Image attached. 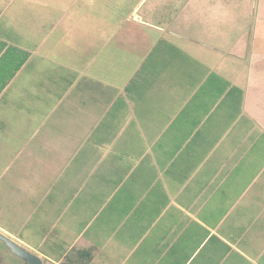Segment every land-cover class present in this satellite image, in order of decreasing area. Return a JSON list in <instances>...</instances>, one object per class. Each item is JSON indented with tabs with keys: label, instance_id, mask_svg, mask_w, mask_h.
<instances>
[{
	"label": "crops",
	"instance_id": "1",
	"mask_svg": "<svg viewBox=\"0 0 264 264\" xmlns=\"http://www.w3.org/2000/svg\"><path fill=\"white\" fill-rule=\"evenodd\" d=\"M58 3L0 0V230L44 264H264V71Z\"/></svg>",
	"mask_w": 264,
	"mask_h": 264
},
{
	"label": "rangeland",
	"instance_id": "2",
	"mask_svg": "<svg viewBox=\"0 0 264 264\" xmlns=\"http://www.w3.org/2000/svg\"><path fill=\"white\" fill-rule=\"evenodd\" d=\"M58 2L60 13L67 11L64 19L72 24L73 31L76 29L77 37L85 21L95 24L102 20L106 23L109 46L116 48V44L112 43L116 37L124 35L128 39L126 36L128 18L132 17V10L137 7L136 14L143 20L155 22L166 29L170 24L174 26L171 28L175 31L185 32L184 27H191L188 35H185L186 33L181 35L216 47L217 50L213 53L218 59L220 71H264V0H58ZM165 9L170 11L168 15H171V21H166L164 14L168 11L164 13ZM137 29L138 32L136 28L133 29L136 38L168 36L170 42L181 43V39L171 37L165 32L144 27ZM122 46L124 49L130 44L122 43ZM119 53L126 57L125 51L121 50ZM3 158L0 157V172L5 163ZM9 173H12V170L2 173L0 184L3 179L9 177ZM0 206L5 207L2 204ZM7 213L11 212L7 210Z\"/></svg>",
	"mask_w": 264,
	"mask_h": 264
},
{
	"label": "water",
	"instance_id": "3",
	"mask_svg": "<svg viewBox=\"0 0 264 264\" xmlns=\"http://www.w3.org/2000/svg\"><path fill=\"white\" fill-rule=\"evenodd\" d=\"M0 238L9 246L14 254L23 260L24 264H41V258L35 251L22 245L2 230H0Z\"/></svg>",
	"mask_w": 264,
	"mask_h": 264
},
{
	"label": "flooded vegetation",
	"instance_id": "4",
	"mask_svg": "<svg viewBox=\"0 0 264 264\" xmlns=\"http://www.w3.org/2000/svg\"><path fill=\"white\" fill-rule=\"evenodd\" d=\"M165 11L168 12L165 13ZM163 12L165 13L164 16H166V21H171L170 19L171 15L170 14L168 15L170 11L165 9ZM0 264H24L23 260L16 254H14L12 250L9 248V246L1 238H0ZM41 264H44L43 260H41Z\"/></svg>",
	"mask_w": 264,
	"mask_h": 264
},
{
	"label": "trees",
	"instance_id": "5",
	"mask_svg": "<svg viewBox=\"0 0 264 264\" xmlns=\"http://www.w3.org/2000/svg\"><path fill=\"white\" fill-rule=\"evenodd\" d=\"M91 258V252H86L84 258H82L79 262V264H87ZM65 264L68 263V259H65Z\"/></svg>",
	"mask_w": 264,
	"mask_h": 264
}]
</instances>
